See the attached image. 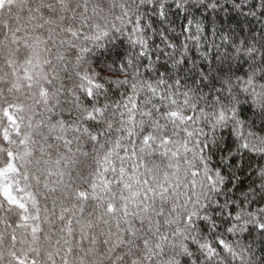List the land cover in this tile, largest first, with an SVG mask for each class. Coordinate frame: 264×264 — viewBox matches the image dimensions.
Segmentation results:
<instances>
[{"label":"snow or ice","instance_id":"obj_1","mask_svg":"<svg viewBox=\"0 0 264 264\" xmlns=\"http://www.w3.org/2000/svg\"><path fill=\"white\" fill-rule=\"evenodd\" d=\"M117 6L123 17L134 23L129 43L139 51L135 54L116 52L111 64L97 57L93 68L87 56H94L95 52L86 42H92L96 49H107L102 40L113 42V37L95 17L101 16L105 9L111 12ZM149 6L153 11L158 9L161 20L166 19L163 0H132L119 5L115 0L106 3L95 0L91 5L89 0H0V30H3V40L0 41V60L3 61V67H0V122L6 120L8 125L0 127V137L4 142L0 144V155L5 157L0 163V210L18 215L20 221H2L6 229L12 230H0V264H234L237 259L239 264H255L251 245H244L241 241L254 233L264 241V135L251 130L245 132V124L239 119V114L242 106L247 105L259 117L260 131L264 132V27L260 29L259 47L255 36L252 43L245 40L235 46L228 44L237 54L236 59L244 58L242 52L246 55L249 71L243 76L238 74L242 66L234 68L233 58L227 54L221 59V66L211 72L197 69L200 83L211 87L217 95L212 99L211 113L201 108L200 116L194 120L198 105L190 103L193 99L191 90L178 92L185 87L180 74L188 64L187 45L174 60L177 77L174 83L168 84L161 78L153 85L139 78L136 61L146 57L149 51L140 10ZM187 7L184 0L176 3L177 9ZM193 7L210 9L211 14L226 9L228 5L227 0L224 4L219 0L206 3L198 0ZM231 7H247L246 15L259 16L264 24V0H251L247 5L233 0ZM131 16L136 17L134 22ZM103 19L106 22V18ZM188 24L191 26L192 21L189 20ZM124 27L122 22L113 30L121 33ZM197 31H200L199 27ZM162 42L169 48H175L167 37L162 36ZM108 51L111 54V50ZM71 59H74V83L67 89L72 96L66 111L68 121L60 118L53 123L49 118L47 124L41 120L34 125L30 115L33 105H42L46 112L52 113L59 104L58 95L64 90L61 73L68 75ZM225 60L228 61L226 65ZM192 66L197 68L195 62ZM129 67L132 75L125 72ZM110 75L117 78L111 79ZM215 83H220L221 87L215 88ZM161 85L165 87L159 93V99L167 102L153 105L157 118L153 117L151 110L141 113L142 117L148 118L152 130L142 136L138 157L134 137L144 132L146 121H136L137 105L133 101L144 88L156 96ZM112 87L128 88L132 92L127 103L114 105L115 110L126 109V113H119V127L115 130L105 115L109 106L94 103ZM25 89L27 99L32 102L30 104L19 102V96L14 95H23ZM78 92L83 93L84 100ZM179 95L183 96L182 101L178 100ZM188 110L193 115L187 114ZM199 119H209L210 141L203 129L189 130L187 127L188 122L195 123ZM161 120L166 123L161 124ZM168 124L172 125L173 136H179V131H183L185 139L174 140L164 135ZM229 124L240 143L235 154L222 156L217 165L210 166L211 155H205V149L217 145V128L226 129ZM43 126L48 128L46 139L64 146V151L56 154V170L46 171L49 179L43 182V187L64 195L59 201V214L55 211L57 201L53 200L51 213L44 217L55 238L48 235L41 242L38 235L43 230L38 223L41 209L36 196L28 190L27 165L31 163L30 145L35 143L31 130ZM115 133H119V137L109 140ZM196 136L204 139H193ZM124 140L132 145L131 156L122 144ZM190 141L192 148L189 147ZM84 142L92 143L99 168L96 182L91 184V197L88 192L79 190L76 184L77 180L85 177H73L72 174V166L77 163L76 153H81L80 145ZM109 144L111 146L106 148ZM97 148L104 151L97 152ZM119 150L124 151V156H119ZM190 151L199 161L198 165L187 159ZM246 153L253 158L259 156L258 166L249 174V179L253 176L257 179L252 181L251 191L245 196L248 208L245 209V201H241L237 210L236 202H229V189L240 182L237 172L244 171ZM156 154L166 160V170L156 164L149 166L144 160L145 155ZM114 156L119 157V167ZM130 158L136 159L129 171L123 162ZM182 162L187 165L185 175L192 177L187 183H182L179 175ZM109 171L119 176L116 180L122 188L119 204L116 202L117 194L104 178ZM21 181L25 182L24 186ZM40 183L37 179L36 184ZM220 196L225 197L223 203ZM90 198L96 202L98 211L94 218H85L83 202ZM252 205L258 207L253 209ZM45 212H48L47 208ZM92 216L89 213V217ZM222 227L223 232L220 231ZM77 235L79 240L73 246ZM260 264H264V257H261Z\"/></svg>","mask_w":264,"mask_h":264},{"label":"trees","instance_id":"obj_2","mask_svg":"<svg viewBox=\"0 0 264 264\" xmlns=\"http://www.w3.org/2000/svg\"><path fill=\"white\" fill-rule=\"evenodd\" d=\"M95 2V0H89V3ZM108 2V0H104ZM132 0H115V3L119 5L120 3H131ZM165 3V15L166 19L161 20L157 11H153L152 7L147 8L141 7V25L146 29V39L148 40L149 51L146 57L137 59V70L139 73V78L147 83L155 85L158 80L161 78L167 80L168 84L174 83L176 77V71L173 68V63L175 59L179 58V53L184 52V45H187L186 56L188 58V64L185 67L184 72L180 74L183 78V83L185 87H181L178 92L182 93L186 90H191L190 95L193 99L190 103H196L198 108L194 114L195 117L200 116L199 109H204L205 112L211 113L212 111V99L217 93L211 87H204L200 83V77L196 74L197 69L205 73L211 72L214 68L221 66V59L227 56L232 57L231 63L234 68L237 65L242 66V71L238 74L243 76L245 72L249 71L248 65L245 63L246 55L242 52L241 55L244 56L242 59H236V53L229 48L228 44L239 45L241 42L247 40L249 43L254 42L253 36H255V42H257V47H259L260 41V29L264 27L259 16L252 17L251 15H246L249 9L247 7L243 8H233L231 7L233 0H227L228 7L224 10H217V12L210 13V9L206 10L203 7H200L197 10L193 5L197 4L198 0H184L188 5L186 9H177L176 3L180 0H163ZM201 2L206 3L208 0H201ZM236 2L241 4H249L251 0H236ZM219 3L224 4L225 0H219ZM131 15V14H130ZM119 17V19H118ZM103 18H106V22ZM98 23H101L104 30L108 31L110 36L113 37V42L102 40L101 43L107 44V49L100 48L96 49L92 42H86L89 47H93L95 55H88L87 58L90 61L93 68L96 67L97 57L99 60L104 61L108 64H111L112 59L115 58V53L120 52L123 54H135L138 53L139 49L137 47H130L129 35L131 29L134 26V23H129L126 18L123 17L121 9L117 6L111 12L105 9V12L101 16L95 17ZM132 21L134 22L136 17L131 16ZM189 20L192 21L191 26H189ZM124 23L125 27L122 29L121 33H116L113 29L120 27L121 23ZM149 25L151 27H149ZM199 27L200 31H197ZM162 36L167 37L168 42L172 45H175V48H169L162 42ZM3 40V30H0V41ZM108 50H111V54ZM163 50V51H161ZM71 56V53L68 54ZM159 57V59H157ZM215 58V59H214ZM259 59V57H257ZM193 62L197 65V68H193ZM225 65L228 63L227 60L224 61ZM74 64V59L69 61V72L68 75L61 73V82L63 84L64 90L61 91L58 95L59 104L56 105L52 113L46 112L42 105H33L32 115L33 124L36 122L44 120L47 124L49 118L53 123L57 119L64 118L68 121L66 115L67 109L71 105L72 96L67 92L68 88H71L74 83L72 65ZM0 67H3V61L0 60ZM171 69V71H168ZM6 70V69H5ZM125 72L129 75H132L131 67L126 68ZM111 79H116L115 75H110ZM122 78V77H120ZM235 79V77H233ZM195 81V83H193ZM57 87H60V84H57ZM106 87H108L106 85ZM164 85H161L157 89V95L154 96L147 88L141 90L134 98V103L137 105L136 108V121L139 123L142 119L145 120L144 132L139 133L137 137H134L135 147L137 149V156L139 157V148L141 147V140L144 134L151 131L150 123L147 122V117H142L141 113L151 110L153 117L157 118V113L153 108V105H161L167 101L162 102L159 99V93L163 91ZM220 83H215V88H220ZM199 89L198 91L196 89ZM24 94L15 93L14 95L19 96V102L24 104L32 103L27 99V90H23ZM81 100H84V95L82 92L77 93ZM132 95V92L128 88H119L112 87L106 95H101L98 101H94L97 106H103L107 104L109 107L106 110L105 115L108 117L110 122L113 124V129L119 127L120 122V112H125L126 109L121 107L119 110L114 109L115 104H121L128 102V97ZM203 97V98H202ZM178 100L182 101L183 96L179 95ZM150 101V102H149ZM85 103H87L85 101ZM131 107V104H129ZM161 112L164 111L163 108L160 109ZM115 112V115H113ZM187 114L193 115L191 110L187 111ZM127 116L125 115V119ZM210 119V115H209ZM209 119H199L195 123L188 122L187 127L189 130L193 129H203L205 133L208 134L209 141L212 138V132L209 128ZM239 119L244 121L245 127L244 131L249 130L256 132L258 135H264V132H261V121L257 115L253 114V110H250L247 105H243L239 114ZM166 122L161 120V124ZM7 122L4 120L0 122V127H7ZM22 131L24 129L22 128ZM32 137L35 143L30 145L32 156L31 163L27 165L29 180L27 184L29 185V191H31L38 201V205L41 209L40 215L41 220L38 222L43 229L38 233L41 242H43L48 235H53L55 238L53 230L49 228L48 223L45 221V215H49L52 211L53 200L57 201L55 211L57 215L60 212V199H62V194L59 191L51 192L48 189L43 187V182L49 177L46 174L48 169L55 171L54 161L56 158L57 152H63L64 146L62 143H56L52 139H46L48 137V128L43 127H34L32 130ZM139 131V128L137 129ZM179 131V130H178ZM164 135L171 136L174 140H184L185 133L179 131V136H173V128L171 124L167 125ZM160 135V133H156ZM216 139L218 141L217 145L212 146L210 149H205V155H211V164L210 166L217 165L222 156H227L229 153L235 154L236 148L238 147L240 140L236 134L232 131V125L229 124L228 128L216 130ZM119 137V133H115L113 136L109 137V140H114ZM193 139L203 140L204 137L196 136ZM2 137H0V144H3ZM122 144L125 148L128 149L129 156H131L132 145L127 141H122ZM52 147L49 148L48 146ZM111 145H106L110 147ZM73 151L75 152L76 145L73 146ZM81 153H76L75 159L77 163L72 166L73 177L83 176L84 180H77L76 184L79 190H84L89 193V196L92 195L91 184L96 182V173L99 171L95 163V154L93 153V145L90 142H84L80 145ZM156 145H153L155 148ZM172 147V145H169ZM189 147L192 148L193 144L189 142ZM106 150V149H105ZM97 148V152H102ZM82 153H88V155H83ZM124 151L119 150V156H124ZM5 157L0 155V163H3ZM116 161L117 167H119L120 160L119 157H113ZM136 158L125 159L123 166L126 170L130 171L131 165ZM187 159L192 161L193 165H198L199 161L193 158V152L187 153ZM144 160L148 162L149 166L152 164L159 165L160 169H164L166 165V160L159 156V154L153 156H144ZM47 161V163H46ZM259 156L255 158L252 157L250 153H246L244 156L243 168L244 171L237 172L240 182L235 188L229 189V202L235 201L237 210L241 201H245V196L251 191L250 185L253 180H256L257 177L253 176L249 179V174L252 172V169L258 166ZM39 162V163H37ZM251 165V167H249ZM187 167L183 162L181 163V172L179 173L182 183H187L191 180L190 175H185L184 169ZM23 170V169H22ZM143 171V169H141ZM106 181L110 182L109 186L113 192L117 194V204H119V194L122 191V188L116 184V180L119 179L118 173H112L109 171L104 174ZM149 180L151 177H147ZM41 181L40 185L36 184V180ZM25 182L21 181V185L24 186ZM51 186V185H50ZM23 195V194H22ZM225 197L220 196L219 200L221 203L224 202ZM2 200V197H0ZM84 206V216L85 218H94L95 213L98 211L96 209V202L91 198L86 202H83ZM5 207H8L5 205ZM258 205H252V208L255 209ZM45 208L48 209V212H45ZM244 208H248V204L245 201ZM31 211V209H30ZM89 213H92L93 216L89 217ZM7 220L9 223H19L18 215H10L4 210H0V230L5 232H10L12 229H6L2 221ZM58 223V221H57ZM104 227V225H101ZM223 227L220 231L223 232ZM30 232V229L28 230ZM19 232V230H18ZM227 238V237H226ZM232 239H238V237H232ZM79 240L77 235L73 241V246H75L76 241ZM7 243V240L5 241ZM244 245H251L252 253L254 254L255 264H260L261 257H264V241L261 240L258 234H253L252 237H249L247 240L241 241ZM85 244L88 243L87 239L84 241ZM234 264H239V259H237Z\"/></svg>","mask_w":264,"mask_h":264}]
</instances>
